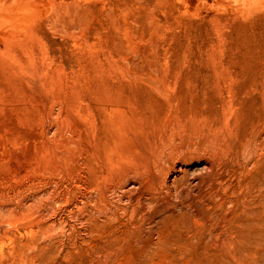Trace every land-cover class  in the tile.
<instances>
[{
  "label": "rangeland",
  "instance_id": "obj_1",
  "mask_svg": "<svg viewBox=\"0 0 264 264\" xmlns=\"http://www.w3.org/2000/svg\"><path fill=\"white\" fill-rule=\"evenodd\" d=\"M44 80L62 87L66 112L88 93L126 101L160 168L143 201L113 188L53 209L51 253L25 249L18 264H264V0H0L6 117L23 107L47 118L55 91ZM53 191L22 202L24 190L5 193L0 220ZM15 235L0 242V264L29 239Z\"/></svg>",
  "mask_w": 264,
  "mask_h": 264
},
{
  "label": "bare ground",
  "instance_id": "obj_2",
  "mask_svg": "<svg viewBox=\"0 0 264 264\" xmlns=\"http://www.w3.org/2000/svg\"><path fill=\"white\" fill-rule=\"evenodd\" d=\"M46 78L47 80L49 79V77ZM47 80H44V83H46L47 86V83H49L50 87V82L52 83L53 80L46 82ZM53 85L51 86L53 87ZM43 86L45 85L42 84V87ZM47 86L45 87L49 88ZM45 87H43L44 90H47ZM62 90V87L59 86L53 90L55 93H53V100L50 102L52 107L50 105L48 108L49 110H46L48 111L46 117L50 119V122H47V124L45 123V119L47 118L43 115L44 113L40 112L45 119L36 116L40 115L38 111V114L36 113L35 116L33 113L34 118H39L34 120L30 116L19 113V111L21 112L20 109L23 107L20 109L18 108L16 111V107L8 103V105L14 106V108L12 107V111L14 112L15 110L17 112L13 114H16L17 118L12 120L13 117L11 119L9 116L6 117V113L4 114L5 110H8H4L6 107L5 102L0 101V208L5 206L7 202V200L5 203L2 201L6 199L4 196L5 193H7L8 196L10 192L21 189L22 191L24 190L22 193L24 194V198H20L22 202L27 198H36L41 194L46 196L47 194L44 193L50 194L49 192L52 186L55 187V191H53L55 194H53L52 200L49 197L47 201H45L46 198L43 201H34V205L28 211L22 214L17 212L18 214H15L10 220L8 219L11 213L7 216L8 218H5V221L3 220L4 217H1L3 221L0 220V242L4 243L3 241L5 238L13 241L12 236H17L15 234L18 233L19 228H24L27 235H29V239L25 243L21 242L20 247H18L20 249L19 251H15L16 249L12 248L15 252H11L10 259L12 258V260L8 264H18L17 261L22 259L25 249L30 250L32 255L41 253L46 256L48 252L52 250L51 247L53 246L54 236L52 237V233L50 234L49 227H46V225L50 215H52L53 209L62 207V204L68 207L72 206L83 202L86 197L92 201L94 195L98 198H102L104 194H107L113 188H125L126 191L123 193V197H126L127 200L132 197V193L139 192L140 200L143 201L146 195H149L147 194V189L149 183L153 179V172L160 168V164L157 165L155 161H153L151 165V162L149 163V155L147 154L150 152H147L149 146L146 140L147 136H145L146 131L143 123L138 121V119L136 120L138 122H132L133 120L131 119H134V117H131L133 115H131L130 121L123 116L122 110H124V108L122 110L121 108L128 104L126 101L114 100L112 95L109 96L108 102L98 101L91 98V93H88L87 95L91 98V102L85 101L87 97L85 94L82 108L79 107L77 110L66 112L64 110V104L67 97L65 94L61 93ZM105 94L107 95V93ZM100 97L102 98L101 95ZM22 102L19 103L21 104ZM26 105L27 103L24 107H26ZM43 106L45 107L44 104ZM55 107H59L57 116L55 115L56 118L54 116ZM94 110L97 111V114ZM27 111H29V108ZM63 111H65V113H62ZM118 112L119 117L115 115V113ZM16 115L14 117H16ZM90 119L92 120L88 125L79 122H85ZM146 122L148 123L147 120ZM149 122L151 121L149 120ZM152 123L154 122L152 121ZM37 124L39 127L36 126ZM149 125H151V123H149ZM151 126H154V124ZM155 129L156 127L154 130ZM158 129H161V127ZM154 130L152 128L150 131ZM71 145L74 147L72 148ZM169 161L171 162V160ZM253 162L255 163V161ZM170 166L171 165L167 168L168 170ZM129 185H133L135 188L128 189ZM89 200L88 204H90ZM14 201H12L13 204L15 203ZM83 204L86 205L84 202ZM259 206H261V204ZM262 208L264 209V207ZM56 210L59 211L58 209ZM11 211L12 210H9V212ZM255 211L257 210L255 209ZM263 212V210L260 211L261 214ZM260 213L258 212V215H260ZM263 214L261 216H263ZM263 218L260 220L262 222L260 225V234L262 237L264 236ZM35 228L38 230L35 231ZM36 232L41 234L40 239H38L37 235L39 234ZM5 255L7 256V254ZM47 258L48 257H46V260H44L42 264H48Z\"/></svg>",
  "mask_w": 264,
  "mask_h": 264
}]
</instances>
